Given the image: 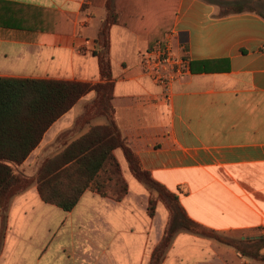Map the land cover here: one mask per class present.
I'll use <instances>...</instances> for the list:
<instances>
[{
  "label": "crops",
  "instance_id": "1",
  "mask_svg": "<svg viewBox=\"0 0 264 264\" xmlns=\"http://www.w3.org/2000/svg\"><path fill=\"white\" fill-rule=\"evenodd\" d=\"M115 1L128 25L109 29L112 104L141 167L178 194L197 223L236 242L264 234V17L257 13L264 0H252L257 12L227 15L219 0ZM106 16L105 0H0V76L99 82L94 51ZM163 17L172 19L164 34L172 52L190 60L168 98L142 67L151 24ZM94 97L89 92L57 119L19 170L33 175L42 153L83 135L89 126L76 121ZM115 156L128 184L120 201L87 189L64 211L44 202L35 184L15 195L0 264H149L168 212L159 204L149 216L150 191L122 151ZM161 264L263 263L180 231Z\"/></svg>",
  "mask_w": 264,
  "mask_h": 264
},
{
  "label": "trees",
  "instance_id": "2",
  "mask_svg": "<svg viewBox=\"0 0 264 264\" xmlns=\"http://www.w3.org/2000/svg\"><path fill=\"white\" fill-rule=\"evenodd\" d=\"M217 5L223 8V15L255 11L252 0H219ZM105 7L107 16L99 28L94 51L99 65V82L0 76V212L3 222L11 199L33 184L44 202L64 211L72 210L87 189L122 200L128 185L121 176L115 156V151L121 150L134 177L158 193L157 198L163 201L169 213L149 264H161L173 237L180 231L231 245L240 256L264 264V234L236 242L197 223L188 216L178 194L168 190L141 167L121 133L112 104L109 29L114 24L128 25V21L122 17L115 0H105ZM257 13L264 17L263 13ZM162 19L151 24L148 50L157 43L166 42L164 34L171 29L172 19ZM91 91L95 97L76 121L81 126H89L88 130L64 143L58 152L44 157L33 175L20 173L18 167L40 144L49 127ZM98 117L107 122L91 125ZM157 198L149 199L150 217L156 212Z\"/></svg>",
  "mask_w": 264,
  "mask_h": 264
},
{
  "label": "built area",
  "instance_id": "3",
  "mask_svg": "<svg viewBox=\"0 0 264 264\" xmlns=\"http://www.w3.org/2000/svg\"><path fill=\"white\" fill-rule=\"evenodd\" d=\"M142 67L150 79L162 89L165 98L170 96L172 84L190 71V60L174 54L169 43H157L142 58Z\"/></svg>",
  "mask_w": 264,
  "mask_h": 264
},
{
  "label": "rangeland",
  "instance_id": "4",
  "mask_svg": "<svg viewBox=\"0 0 264 264\" xmlns=\"http://www.w3.org/2000/svg\"><path fill=\"white\" fill-rule=\"evenodd\" d=\"M91 102V101H90ZM90 102H88V103H86L84 106H83V112H82V114L85 112V110H86V106H88V104L90 103ZM80 110V104L79 105H77L76 106V111L78 112ZM78 126L80 125V124H77ZM56 147V146H55ZM55 149V148H54ZM54 149H50V150H48V151H45L44 153H42V155H43V158L45 157V156H47V155H50L51 153H53V151H55ZM41 155V156H42ZM41 156H40V158H41ZM43 158H41V159H43ZM118 160V159H117ZM126 160V159H125ZM119 162V161H118ZM127 162V161H126ZM120 164V163H119ZM127 166H128V163H127ZM20 167V166H19ZM19 167H18V171L20 172V173H23V172H21L20 170H19ZM129 167V166H128ZM120 169H121V166H120ZM24 174V173H23ZM127 175V177H128V179L130 180V181H132V179H130L129 178V175H128V173L126 174ZM121 176H122V178L126 181V179L124 178V176H123V172H122V170H121ZM137 179V178H136ZM138 180V179H137ZM139 181V180H138ZM139 182H141V181H139ZM126 183H127V181H126ZM142 184H144L146 187H147V189L150 191V196H149V199H150V197H153V198H157L158 197V193L155 191V190H153L152 188H150L148 185H146L145 183H143V182H141ZM128 185V184H127ZM114 190V186H112V191ZM157 204H156V209H157V205H162V206H164V208L167 210V212H168V209L166 208V206H165V204L163 203V201H160L158 198H157ZM148 202H149V200H148ZM0 216H1V212H0ZM168 217H169V213H168ZM168 220V219H167ZM4 226H5V221L3 222V220H2V217H1V226H0V237L2 236L3 237V229H4ZM1 242V241H0Z\"/></svg>",
  "mask_w": 264,
  "mask_h": 264
}]
</instances>
